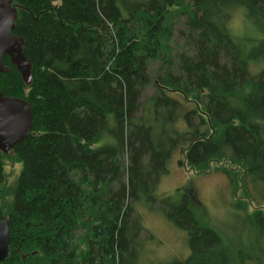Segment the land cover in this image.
I'll return each instance as SVG.
<instances>
[{
    "label": "trees",
    "instance_id": "1",
    "mask_svg": "<svg viewBox=\"0 0 264 264\" xmlns=\"http://www.w3.org/2000/svg\"><path fill=\"white\" fill-rule=\"evenodd\" d=\"M13 7L33 79L5 57L0 92L26 100L33 119L25 140L0 150V220L11 233L2 264H139L136 203H157L177 151L187 171L226 177L234 223L227 233L204 222L188 196L168 207L191 250L171 264H264V0ZM7 162L21 167L10 186Z\"/></svg>",
    "mask_w": 264,
    "mask_h": 264
},
{
    "label": "rangeland",
    "instance_id": "2",
    "mask_svg": "<svg viewBox=\"0 0 264 264\" xmlns=\"http://www.w3.org/2000/svg\"><path fill=\"white\" fill-rule=\"evenodd\" d=\"M243 16L237 18V24L243 25ZM180 25L179 28H181ZM176 36L179 45L183 44L182 38ZM180 38V39H179ZM159 63L154 62L151 70L154 72ZM156 92L151 84L145 91L142 101L151 98ZM158 130V121L152 122ZM168 164V172L161 179L154 198L157 203L151 206L150 202L140 200L136 203L137 213L141 216L144 232V241L138 255L139 264H171L176 260H186L191 250L188 234L170 221L165 214V209L183 204L186 196L194 202L196 215L205 222L229 232L234 223V218L229 214V203L232 202L231 190L227 179L222 174L198 176L180 166L182 156L179 151L174 152ZM128 164V159L125 161ZM21 167L19 164L7 162V185H12L17 179ZM224 229V230H223ZM135 259V257H133Z\"/></svg>",
    "mask_w": 264,
    "mask_h": 264
},
{
    "label": "water",
    "instance_id": "3",
    "mask_svg": "<svg viewBox=\"0 0 264 264\" xmlns=\"http://www.w3.org/2000/svg\"><path fill=\"white\" fill-rule=\"evenodd\" d=\"M17 19L13 0H0V75L10 71L3 62L8 57L24 83L31 85L33 66L24 54V39L13 33ZM32 119V108L26 100L5 97L0 92V150L4 154L9 155L17 144L26 139L32 130ZM10 238V221L0 220V264L9 256Z\"/></svg>",
    "mask_w": 264,
    "mask_h": 264
}]
</instances>
